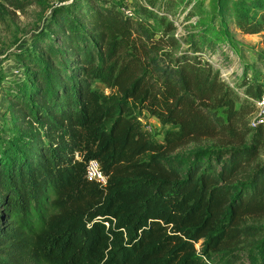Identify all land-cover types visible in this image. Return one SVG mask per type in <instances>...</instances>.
<instances>
[{
  "label": "trees",
  "instance_id": "obj_1",
  "mask_svg": "<svg viewBox=\"0 0 264 264\" xmlns=\"http://www.w3.org/2000/svg\"><path fill=\"white\" fill-rule=\"evenodd\" d=\"M169 4L144 6L145 19L114 0L54 5L15 52L24 80L0 134V264H233L240 251L264 264V124L241 117L264 88L244 82L241 96L195 53L213 27L174 51ZM229 12L241 32L264 30V0ZM142 112L166 125L161 139ZM201 138L229 146L175 151ZM89 158L105 184L85 177Z\"/></svg>",
  "mask_w": 264,
  "mask_h": 264
},
{
  "label": "rangeland",
  "instance_id": "obj_2",
  "mask_svg": "<svg viewBox=\"0 0 264 264\" xmlns=\"http://www.w3.org/2000/svg\"><path fill=\"white\" fill-rule=\"evenodd\" d=\"M17 0H0V134L7 135V128L10 125L9 117L4 111L8 103L7 93L10 90L18 89L16 83L23 82L22 63L15 56V52L31 41L33 33L40 27H45L49 11L52 6L68 3H77L81 0H31L30 4L22 9L14 8L13 3ZM117 4L122 3L134 11L136 17L145 19L143 8L148 4L155 5L159 0H114ZM169 9L174 13L167 16L174 25L173 32L179 38V44L174 51L186 47L183 35L188 32L201 31L203 27H213L212 31L206 30L212 41L197 43L195 53L201 56L219 77L225 79L241 96L244 82L261 84L264 88V31L244 33L238 29L232 20L229 12V5L232 0H197L193 6L191 0H168ZM188 4V6H187ZM145 6V7H144ZM188 19L184 15L189 10ZM152 23V22H151ZM154 24V23H153ZM155 25V24H154ZM239 85L237 87L235 83ZM101 86V85H100ZM242 120H250L254 112L242 111ZM143 126L147 124L151 134L157 140L161 139L162 132L166 127L155 117L148 116L142 112ZM229 145L220 146L213 139H193L175 149L176 152H190L199 147L226 148ZM264 159V142L259 147L255 161ZM194 245L198 248V242ZM212 264L215 262L213 256ZM233 264H249L248 258L243 251L233 261Z\"/></svg>",
  "mask_w": 264,
  "mask_h": 264
},
{
  "label": "built area",
  "instance_id": "obj_3",
  "mask_svg": "<svg viewBox=\"0 0 264 264\" xmlns=\"http://www.w3.org/2000/svg\"><path fill=\"white\" fill-rule=\"evenodd\" d=\"M123 12L130 15L129 9H124ZM253 101L255 104V111L250 120V125L253 126L257 123L264 124V93L253 99ZM145 127L149 129L147 124H145ZM74 154L77 156L76 152ZM84 175L88 180H92L100 185H103L106 182V175L102 172L99 162L96 158H89L86 160L84 165Z\"/></svg>",
  "mask_w": 264,
  "mask_h": 264
}]
</instances>
